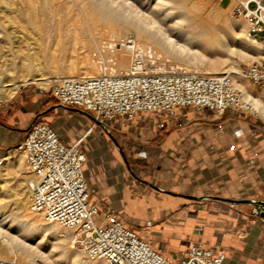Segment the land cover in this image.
Masks as SVG:
<instances>
[{
  "label": "crops",
  "instance_id": "1",
  "mask_svg": "<svg viewBox=\"0 0 264 264\" xmlns=\"http://www.w3.org/2000/svg\"><path fill=\"white\" fill-rule=\"evenodd\" d=\"M59 104L21 91L0 114V148L13 147L36 118L43 119L62 139H82L84 173L96 197L129 215L127 224L142 237L160 236L167 256L186 255L193 243L204 242L225 252L223 264H264V222L251 214L253 203L179 195L264 200V124L259 118L233 109L219 116L193 107L178 108L163 126L151 113L119 118L111 131L122 149L142 161L146 178L124 171L100 125L73 106Z\"/></svg>",
  "mask_w": 264,
  "mask_h": 264
},
{
  "label": "built area",
  "instance_id": "2",
  "mask_svg": "<svg viewBox=\"0 0 264 264\" xmlns=\"http://www.w3.org/2000/svg\"><path fill=\"white\" fill-rule=\"evenodd\" d=\"M223 0H218L222 4ZM228 0L234 14L248 22V35L264 44V0ZM232 5V6H231ZM119 43L132 53L129 71L121 75L61 77L51 86L60 103L80 108L111 125L119 118L132 119L140 113L155 114L160 125L171 122L178 108H207L219 116L229 109L253 118L260 111L244 97L232 72H163L152 50L133 33ZM239 76L264 89V60L243 64ZM93 125H99L93 120ZM81 140L66 141L57 129L35 120L23 140L14 147L25 155L29 206L50 220L75 231L87 257L106 264H223L226 254L204 242L193 243L186 255L169 257L129 226L119 212L103 206L84 173L87 160ZM0 148V165L4 153ZM251 214L261 217L264 204L253 203ZM151 220L147 225H151ZM0 264H19L0 257Z\"/></svg>",
  "mask_w": 264,
  "mask_h": 264
},
{
  "label": "bare ground",
  "instance_id": "3",
  "mask_svg": "<svg viewBox=\"0 0 264 264\" xmlns=\"http://www.w3.org/2000/svg\"><path fill=\"white\" fill-rule=\"evenodd\" d=\"M9 1L0 0V101L12 98L19 88L28 82H34L44 88L50 83L58 81L61 77L80 78L85 76L121 75V71L127 73L131 64L132 53L122 45L117 47L116 41L120 40L124 32L129 33L130 31H134L137 34L138 39L144 46L147 45L148 48L151 46L150 49L154 51V57L156 55L174 57L182 69L178 71L176 68L170 67L171 69L167 70L165 67H161V71L163 72L229 71L233 75L238 74L239 68H237L235 60L229 57H223V53L227 52V49L223 45L224 42L218 38L220 31L218 24L224 20L222 11H229L230 7L221 8L217 3L215 8L209 10L204 15L210 0H90L80 7V12L76 10V13L79 14L78 16L74 13L72 14L76 16L73 19L68 18L67 9H62V11L58 9V12L57 10L55 11L59 16H57L59 28L57 30L60 31L64 25L65 33L69 39L68 43H71L72 46V44L76 45L81 42L88 52L83 58L84 65L82 67L77 63L66 64L63 61L66 64L64 65L61 64L62 62H56L57 64L54 65L56 70H53L55 71L53 76L55 80H48L52 76L46 75L44 70H42V64L36 60V53L39 47L33 37L36 35L32 33L33 27L28 24L29 20L26 21L23 15L18 17L17 22L14 18V21L8 19L7 11L10 7ZM25 1H27L30 7L35 8V13H38L40 8L37 7L40 5L38 4L40 0ZM56 1L58 0H46V4L47 6H53L57 4ZM236 1L234 0L232 5ZM41 9L43 10V8ZM38 18H42V21L38 22ZM38 18L35 20L36 23H33H35V26H38L37 28H43L41 32L39 29L36 31L37 34L38 30L42 34V30L45 28L46 15H41ZM47 23L48 21L46 25ZM229 23L230 25L234 24L231 20ZM46 28L49 31L48 27ZM87 32L92 36L93 42L87 39ZM35 37L38 39L37 36ZM63 40L65 41V39ZM252 40L258 41L254 38ZM38 42L41 44L40 41ZM105 43H111V49ZM61 44H63L62 41ZM62 46L64 50H68L67 47L69 44H63ZM93 47L100 54L109 56L107 63L111 67L110 71H102L98 67L96 58L90 53ZM63 48L62 51H64ZM60 54L62 55L61 52ZM64 55L66 54L64 53ZM241 56L244 57L242 54ZM57 57L59 56L57 55ZM210 58L214 62L207 66H202L203 61ZM236 80H238V86L243 92L244 97L250 100L259 109L260 114L264 116V96L259 97L260 95L258 96L250 90L243 81ZM10 153V151L4 153V163L0 165V216L4 213V210H1V206L13 205L18 213V221L14 226L9 225L4 228V223L0 218V233L5 232L8 235L6 241H3V239L0 240V257L14 260L19 264H35L26 251L23 249L19 250L18 244L20 242L25 244L23 237L21 238L18 232L15 234L12 231L14 229L19 231L25 228L27 233L33 231L34 233L51 234L57 238L61 252H65L66 256H69L68 262L64 264H106L103 260H92L88 257V259H84L85 250L82 253L79 249H67L70 251L69 253V251L64 249L65 242L71 237H74V240L77 239L76 232L55 221L46 219L42 212L30 209V196L27 185L30 174L28 171L26 172L21 169L20 161H22V158L18 159L19 162L11 160L13 156ZM10 162L18 166L16 174L21 175L20 178L23 181L19 183H25L27 185L26 190L11 187L10 179H13V177L9 170ZM5 197L6 199H4Z\"/></svg>",
  "mask_w": 264,
  "mask_h": 264
},
{
  "label": "rangeland",
  "instance_id": "4",
  "mask_svg": "<svg viewBox=\"0 0 264 264\" xmlns=\"http://www.w3.org/2000/svg\"><path fill=\"white\" fill-rule=\"evenodd\" d=\"M89 1L90 0H85V1L84 0H79V1L78 0H76V1L75 0H65V1L58 0V1H56L57 2V4H56L57 7H56V5L47 6L46 0H40L38 2V4H40V5H39V7H37V8H40V10H41V11L40 10L38 11L39 14L35 13L36 12L35 8L30 7L28 5L27 1H25V0H10L9 1L10 2V7H9V10L7 11L8 19L11 20V21L12 20L14 21V19H16L15 21L17 22L18 21V17L20 15H23L26 18V21L29 20L28 24L33 27L32 28V31H33L32 33L33 34L35 33L36 35L35 34L34 35L38 37V39H36V37L33 36L34 40L36 41V43L38 45V47L39 48L41 47V49L38 48V51L36 53V58H37L36 60L42 64V66H43L42 70H44L46 75L48 74V76H52L48 80H55V77H53L54 74H55V71H53L55 69L54 68L55 64L61 63V62H62L61 64H64V65L69 64V63H77V64H79L82 67L84 65L83 58H84L85 54L88 52L81 42L77 43L76 45L72 44V46H71V43H68L69 39H68V37H67V35L65 33V26L64 25L60 29L61 32L59 30H57V28H58V20H57L58 18H57V16L58 15H57V13L55 11L57 10V12H58L59 11L58 9H61L60 11H62V9L63 10L67 9L68 18L69 19H71V18L73 19V17H76V16L79 15V14L76 13V10H79V12H80V7L82 5H85V3H88ZM227 2H228V0H223L222 4L220 5L218 0H210L208 5H207V8H206V10L204 12V15H206L209 10L215 8V5L217 3H218V5L221 8H226ZM59 3H60V5H59ZM79 3H80V6H79ZM40 6H42V7H40ZM41 8H43V10ZM46 9H48V10H46ZM28 10H29V12H27ZM73 13L76 16L75 15L73 16L72 15ZM33 15H35L36 17L33 16ZM37 15H39V16H41V15L45 16L46 15V22L48 21L47 25H46V22L44 21L45 22V28H44L45 31L42 30V34L43 35L40 33L41 29H43V28H41V27L37 28L38 26L34 25L36 23L35 20H37V18L39 17ZM33 17H35V18H33ZM222 17L224 18V20H222L218 24V29L220 30L218 38L221 41L224 42L223 45H224V47H226V49H227L226 51L227 52L229 51V53H227V52L223 53V57H226V58L229 57V58L235 60V62L237 63V68H239L243 64H248V63H250L252 61L264 60V44H263V42H261L260 39L258 41H254V40L251 41V39H253V38H251L248 35V22L245 19V17L243 15H241V14L232 13L231 12V8L229 9V11L228 10L222 11ZM28 18H30V19H28ZM80 18L82 19V17H80ZM230 20L232 22H234L233 25H230V23H229ZM39 21L41 22L42 18H38V22ZM33 22H35V23H33ZM46 27H48L49 31L46 30L47 29ZM37 29L40 30V32L38 30V34L36 32ZM43 31H44V33H43ZM220 32H221V34H220ZM57 33H58V36H57ZM129 33H133V34H135L137 36V34L134 31H130ZM59 34H60V36H59ZM123 34H126V32H124ZM86 36H87V39L90 40V42H93V38L89 34V32H87ZM63 39H65V41ZM38 41H40L41 44ZM61 41H62L63 44H69V46L67 47L68 50H66V49L64 50V48L62 46L63 44H61ZM42 43H44V44H42ZM59 45H60V47H59ZM105 45L106 46L109 45L108 46L109 49H111V47H112L111 43H107V44L105 43ZM116 46L117 47L121 46V44L119 43V40L116 41ZM145 46L147 47V45H145ZM62 48H63V50L65 52L62 51ZM41 50H42V52H41ZM57 50H58V52H57ZM69 51H70V53H69ZM60 52L62 53V55L60 54ZM152 52H154V51H152ZM64 53L66 55L63 56ZM90 53H91V55H93L94 58H96L97 63H98V67L102 71H105V70L110 71L111 70L110 65L107 63V61L109 59V56L100 54L99 51L96 48H94V47L90 50ZM241 54L244 55V57H246V58L244 59V57L241 56ZM57 55L59 57H57ZM55 57L59 58L58 59L59 61ZM50 58H51V60H50ZM155 58H156L158 64L161 67H165V69H167V70H169L171 68H176L178 71L182 70L179 62L174 57L166 56V55L165 56L156 55ZM48 59H49V61H48ZM52 59H54V60H52ZM68 60H70V61H68ZM63 61L66 64L63 63ZM81 61H82V63H81ZM213 62H214V60L212 58L206 59L205 61H203L202 66H207L209 64H212ZM52 66H53V68H52ZM199 67H201V66H199ZM52 72H54V73H52ZM112 73L115 74L114 71H112ZM121 73L122 74H126L125 71H121ZM234 76H235L236 79H239L240 81H243L250 88V90H252L255 94H257L258 96L260 95L259 97L264 96V89L257 88L249 80L239 76L238 74H235ZM52 84H53V82L50 83L49 85H47L44 88L42 86H40V85H37L34 82H28V83L22 85L19 88V90L12 96V98L0 101V114H2L3 109L7 106V104L11 103L14 100V98H16V96L18 94H20V92L23 91V90H28L29 92H32L34 95H45L47 98L54 100L55 98L51 94V86H52ZM259 119L264 124V116H262L260 114ZM40 120H43V119H40ZM111 132L115 136L114 132L113 131H111ZM23 138H24V134H21V138L18 140V142L15 143L13 145V147H11V151H10L11 153L10 154L13 156L11 158V160H14V161L16 160L17 162H19L18 159L22 158V161H20L21 162L20 165L22 166L21 169L23 171L25 170L27 172L26 164H25L24 152L22 150H20V149H18V150L14 149V147L16 145H18L23 140ZM106 142H109L111 144V146L115 149V152L118 155L119 160L122 161L124 171H127V173L129 175H134L136 177L137 176H142V177H146V178L148 177L149 178V176H147L146 173H141L140 172V169H141L140 166H142V161L140 159L132 157V155H129L124 149H122L124 154H125V156H126V159L128 160V163L131 165V168L134 171V174H133L129 170V168H128L125 160H124V157H123L121 151L119 150V148L116 146V143L114 142V140L109 135H108V137L106 136ZM17 167L18 166L15 163H11V162L9 163V170L11 172V176L13 177V179H10L11 180V187L12 188H17V189L21 188L22 190L23 189L26 190L28 184L26 185L25 183H19V182L23 181V179L20 178L21 175H17L16 174L17 173V170H16ZM164 197L173 199V197L165 195V194H164ZM4 199H6V197ZM1 208H2L1 210H4V213L2 212L3 215L0 216V218L2 219V222L4 223V228L8 227L9 225H13L14 226L15 223L18 221V219H17V214L18 213H17L16 208L13 205L4 206V207L1 206ZM119 214H120V216H122L126 220V222H130V219H129L130 216L129 215L121 214V213H119ZM258 218H259V220L261 222H264V217L263 218L258 217ZM138 227H140V226H138ZM141 227H142V225H141ZM12 231L15 234L18 232L19 236H21V238L23 237V239L25 240V244L20 242L18 244L19 250L23 249L24 251H26V253L29 255V257L33 259L35 264H64V263L68 262L69 256H66L65 252L64 253L61 252V247L58 245V239L55 238L53 235L45 234V233H36V232L34 233L33 231H31V232L29 231L30 233H27L26 232L27 230L25 228L20 229L19 231L17 229H14ZM5 234H6L5 232H1L0 233V240L3 239V241H6V238H7L8 235L7 234L5 235ZM26 234H27V236L25 237ZM154 234H155V232H153L152 235L149 234L147 237L148 238H152V239H150V240H152V242H153V240L154 241L155 240L158 241V243H156V245H153V246L163 252V245L166 244V243L163 242V241H159V239H161V237L158 236V235H154ZM73 238L74 237H71L68 241L65 242V247L66 248L64 247V249L65 250H67V249H76V250L79 249L83 253L84 252L83 246H81L77 242V240H74ZM67 251H69V250H67ZM69 253H70V251H69ZM180 256L181 255H179L178 257H180ZM84 259H88L86 254H85V252H84ZM50 261H51V263H50Z\"/></svg>",
  "mask_w": 264,
  "mask_h": 264
},
{
  "label": "water",
  "instance_id": "5",
  "mask_svg": "<svg viewBox=\"0 0 264 264\" xmlns=\"http://www.w3.org/2000/svg\"><path fill=\"white\" fill-rule=\"evenodd\" d=\"M59 105H62V104H59ZM70 109H74L76 111H80L86 115H88L92 120L96 121L106 132L107 134L114 140V142L116 143V145L118 146L119 150L121 151L123 157H124V160L129 168V170L134 174V171L132 170L131 168V165L128 163V160L126 159V156L119 144V142L117 141L116 137L113 135V133L111 132L110 128L102 121H99L97 120L92 114H90L89 112L85 111V110H82L80 108H76V107H70ZM37 119V118H36ZM35 119V120H36ZM34 120V121H35ZM33 121V122H34ZM1 122V121H0ZM148 184H150L151 186L159 189V190H163L165 192H168V193H171V194H178V193H174L172 191H169V190H165V189H162L154 184H151L149 182H147ZM179 195H182L184 197H187V198H193V199H198V200H201V199H205V198H216V199H221V200H226V201H231V202H235V203H240V202H249V203H259V204H264V200H259V199H230V198H224V197H219V196H195V195H190V194H179ZM261 216L264 217V210L261 212Z\"/></svg>",
  "mask_w": 264,
  "mask_h": 264
}]
</instances>
